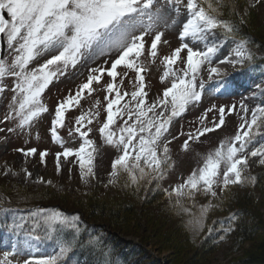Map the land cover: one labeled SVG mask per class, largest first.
Returning <instances> with one entry per match:
<instances>
[{
	"label": "rangeland",
	"instance_id": "rangeland-1",
	"mask_svg": "<svg viewBox=\"0 0 264 264\" xmlns=\"http://www.w3.org/2000/svg\"><path fill=\"white\" fill-rule=\"evenodd\" d=\"M228 1L264 45V0ZM224 3L204 2L209 15L229 16L219 7ZM2 31L1 190L30 201L48 190L60 206L66 202L86 209L90 199L133 202L141 213L139 220L131 219L133 231L107 221L100 225L139 245L147 264H190L205 257L210 264H228L264 241V118L255 125L253 114L256 106H264V64L245 67L240 81L254 83L252 94L232 92L233 77L226 81L261 45L251 46L245 36L231 32L227 46H210L208 20L198 18L189 0H0ZM188 70L194 74L189 85L174 89L182 74L188 81ZM143 83H149L148 101L124 106V113L105 128L117 110L114 101ZM135 126L140 138L133 145L144 164L152 163L159 149L167 164L160 186L165 194L178 192L152 200L145 187L135 191L129 179L144 177L149 184L154 173L159 176L155 168L116 169ZM247 130L258 137L245 145L241 137ZM83 150L85 157L79 156ZM240 161L249 165L244 177L223 192L236 179ZM241 198L251 203L248 220L253 219L250 224L259 234L236 251L234 234L219 220ZM59 205L41 207L31 223L46 219L50 234L58 224L78 228L81 211ZM33 233L17 238L2 230L0 264L75 263L62 260L67 252L61 244L53 246ZM166 236L171 244H163ZM44 243L49 248L40 250Z\"/></svg>",
	"mask_w": 264,
	"mask_h": 264
},
{
	"label": "trees",
	"instance_id": "trees-1",
	"mask_svg": "<svg viewBox=\"0 0 264 264\" xmlns=\"http://www.w3.org/2000/svg\"><path fill=\"white\" fill-rule=\"evenodd\" d=\"M225 1L226 4H220L219 7L222 8L223 12H227L229 16H220L216 13H213L210 16L214 18V24L211 26V33L209 35V40L211 44L214 46L223 42L226 38L231 36V32L235 33V35L245 36L246 42L253 46V44L260 46L259 41H255L256 37L252 36V33L249 32L245 26L242 24L240 19L235 16V10L230 8V1ZM195 5H197L202 11L206 14L210 13L205 7V0H194ZM227 15V14H222ZM257 54H263L257 56L256 53L252 52L253 60L258 64H264V45H261V48L257 47ZM259 52V53H258ZM253 114L256 115L254 124L261 126V123H257L259 120L264 118V106L259 105L255 107ZM252 114V115H253ZM247 127V123H245ZM255 136L250 134L247 130L246 133L243 134L242 139L244 142H248L251 138ZM129 154V155H128ZM126 158L118 164L116 169H121L122 166H125L127 169H131L134 166L141 167H150V170L155 168L158 175L155 173L151 177V181L148 182L144 177H136L129 179V183L132 188L138 189L145 187L146 194L148 197L153 199H158L157 195L164 193L160 184H161V174L167 168V164L164 165L162 160L158 157L154 162L149 164H144L142 158H136L140 156L137 150L132 151V153H128ZM255 161L256 159L253 158ZM256 162H262L261 160ZM139 164V165H138ZM253 165V164H251ZM249 166L248 162L244 164H239L237 168V178L231 182L225 184L224 190H228L230 188H234L238 186V181L244 177V169ZM148 167V168H149ZM260 174L259 176H261ZM159 178H158V177ZM1 188V186H0ZM192 188V187H191ZM2 189V188H1ZM0 189V192L5 195V197L13 202L20 204H40L41 207H54L59 205V202H54L53 194L46 190L43 191V194L38 195L37 201H30L25 199L26 197L22 196L21 200H16L12 195ZM178 191H172L165 195H170V193H174ZM133 193V192H131ZM162 195V194H161ZM164 195V196H165ZM25 196V195H24ZM135 197H140V195L133 194ZM46 201V202H45ZM112 203L108 204V202H97L95 199H90L89 201L84 202V206L87 207L79 208L73 206V204L68 205L61 204L64 206V210H78L81 211L83 218L79 220V227H66L65 225H54L51 234L49 233L50 225L45 220H40L37 224L31 223V216L35 212V210L23 211L16 209H6L0 207V233L4 229H8L12 231L17 238L20 237L21 233H33L38 236L42 241H59L62 242L65 250L67 251V261H72L74 264H147L143 260L142 248L133 243L132 241H127L119 238L118 236L111 235L109 232L104 231V227L100 224L104 222H109L114 227H118L122 229L124 232H128L129 230L133 231L132 226V218H136L139 220L141 217V213L139 212L137 205L130 201H111ZM140 204L146 205L147 203L139 201ZM149 204V203H148ZM110 205V206H109ZM60 206V205H59ZM62 206H60L62 208ZM251 203L248 200L243 198L235 201V206H233V210H228V215L221 217L220 224L228 225V230L230 236L233 235L235 250L239 251L243 248V245L246 243H252L257 240V236L259 232H257V227L255 225H251V221L248 220V214L250 210ZM68 207V208H67ZM39 210V209H38ZM37 210V211H38ZM245 214V215H244ZM252 215V214H251ZM27 216L25 221H22V217ZM108 223V224H109ZM33 231V232H31ZM129 233V232H128ZM49 237L51 239H49ZM227 238V237H226ZM225 238V239H226ZM223 239V241L225 240ZM163 244L167 242V244H171L172 238L166 236L162 238ZM219 244L222 241H218ZM183 243H186V241ZM176 244H182V242L178 241ZM209 249V250H208ZM205 252L206 254H210L212 252V247L208 248ZM243 251V250H242ZM190 264H210V258L205 257L202 259H193L189 262ZM228 264H264V241L259 242L257 245L253 244L249 249L242 252V256L238 259L231 260Z\"/></svg>",
	"mask_w": 264,
	"mask_h": 264
},
{
	"label": "bare ground",
	"instance_id": "bare-ground-1",
	"mask_svg": "<svg viewBox=\"0 0 264 264\" xmlns=\"http://www.w3.org/2000/svg\"><path fill=\"white\" fill-rule=\"evenodd\" d=\"M228 62V61H227Z\"/></svg>",
	"mask_w": 264,
	"mask_h": 264
}]
</instances>
